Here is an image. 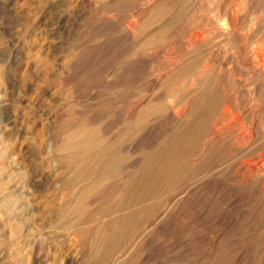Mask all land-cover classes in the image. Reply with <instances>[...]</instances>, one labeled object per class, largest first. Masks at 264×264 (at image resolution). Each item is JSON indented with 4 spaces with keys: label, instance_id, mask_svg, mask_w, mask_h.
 <instances>
[{
    "label": "rangeland",
    "instance_id": "374dc122",
    "mask_svg": "<svg viewBox=\"0 0 264 264\" xmlns=\"http://www.w3.org/2000/svg\"><path fill=\"white\" fill-rule=\"evenodd\" d=\"M228 1L229 7L226 5ZM247 1L0 0V197L10 195L3 200L4 203L7 201L5 204L2 200L0 203V249L5 248L2 249L7 256L5 264H16L20 259V246L41 245L44 249H35V256H41L37 259L39 264H63L59 254L62 252L69 254L71 264H92L83 257L85 250L78 243L77 236L68 230L60 229V232L54 225L55 217L61 213L57 207L63 201L62 195L53 188H57L60 174L56 169L61 164L58 158L63 154L56 149L70 127L67 124L79 116H87L98 125L111 123L115 116L124 118L141 95H148L167 82V88L170 85L176 87L175 108L208 87L225 95L228 83L223 77L221 79L224 61L220 55L227 50L228 44L229 48L236 46L243 37L249 38L250 32L251 36L257 34L250 39L259 43L264 58V0H250L252 6L246 4ZM232 4L237 11L233 12ZM156 13L155 19H151L150 16ZM219 18L225 21H222L224 24ZM230 21L235 22L231 24ZM244 21L250 23L247 25ZM217 24L221 34L215 30ZM233 25L234 29L238 25V30L235 31ZM250 26L256 29H250ZM150 33L151 37H148ZM152 33L156 34L155 37ZM147 34L148 38L155 39L148 41ZM195 37L205 38L200 41L203 46L192 45ZM194 57L200 59L191 73L176 74L186 60ZM202 62L206 69L201 77ZM237 69L241 77L243 71ZM246 78L243 83H247L248 88L249 84L256 87L257 80ZM259 82L262 81L257 84ZM117 86H123L130 95H118ZM238 96L241 108L246 110L243 108L248 101L246 91L243 89ZM183 116L178 121L168 116L161 123L162 130L168 133ZM246 117V114L241 117L244 124H249L248 128L255 125L252 134H261L264 140V122L256 126L255 120L252 125L248 121L250 118ZM214 120L210 121V130L206 134H213ZM220 126L218 123L217 127ZM148 128L152 129L148 133L150 139L158 129V123L154 121ZM144 135L143 132L136 133L135 140H142ZM206 138L203 140L208 141ZM226 140L223 144L218 143L220 147L208 146L207 141H201L198 154L184 161L182 185L195 180L209 184L195 186L194 192L183 203L174 206L168 215L157 219L149 232L140 234L143 228H137L132 243L130 240L126 246L129 253L122 264H264V190L262 194L261 185L253 181L239 182L236 174L243 159L254 161L261 158L264 141L234 147ZM215 148L226 153L220 159L207 161L203 173L208 176L206 181L202 179L203 174L196 175L195 180L190 179L189 173L195 172L190 167H195L196 155L209 158ZM215 166L222 169L218 179L212 175L214 169L217 170ZM32 169L36 170L35 175L30 173ZM19 185L23 188L22 195ZM10 204H13L12 208ZM86 208L84 204L81 212L84 213ZM34 238L39 240L38 243ZM44 252H48L45 259L42 258Z\"/></svg>",
    "mask_w": 264,
    "mask_h": 264
},
{
    "label": "bare ground",
    "instance_id": "6f19581e",
    "mask_svg": "<svg viewBox=\"0 0 264 264\" xmlns=\"http://www.w3.org/2000/svg\"><path fill=\"white\" fill-rule=\"evenodd\" d=\"M248 3L249 5H251L250 0L246 2V4ZM229 4L230 2L227 3L226 5H228L229 7ZM254 4L253 6H255ZM239 5H241V3H239ZM222 7L223 6H221V8ZM230 7L232 8L233 4ZM237 10L235 9L233 12ZM229 11L227 10V13ZM149 15H151V12ZM155 15H157V13L152 14L150 18L151 19L152 17L154 18ZM164 15L165 13L163 14V16ZM229 15L232 16L230 12ZM243 15L244 14H242L241 17ZM251 15H255V13L254 14L252 13ZM224 16H226V14ZM253 19H254L253 21L256 20L255 18ZM219 20L221 19L219 18ZM227 20L226 22H229ZM235 20H237V17L235 18ZM242 20L243 19L241 18V21ZM244 20L246 21V18H244ZM222 21L223 20H221V23ZM232 22L231 24H233L235 21L233 23ZM217 23L219 24V21ZM218 24L215 28V30L217 31H218L217 29ZM237 26L238 25H236L235 27L237 28ZM252 26H250V29ZM231 27H233L234 29V25ZM226 28L228 29V27ZM158 29H160V27L157 28V30ZM233 29L231 28V30ZM254 29L256 28H253V30ZM246 30L244 28V31ZM224 31L225 28L223 32ZM250 31L251 30H249V32ZM253 33L255 32L253 31ZM195 34L196 33H194V35ZM219 34L221 33L219 32ZM152 35L155 37L156 34L154 35L152 33ZM253 35L255 36L257 34H253ZM145 36L147 37L148 34ZM236 36H237L236 33H234L233 37L236 38ZM252 36L250 32V37ZM148 37H151V33L150 36ZM148 37L146 38L148 41L155 39V38L150 39ZM196 37L192 45L196 44L203 46L204 43H200V41L205 40V38L197 39ZM250 37L249 38L243 37L242 41L241 39L240 41L237 40L239 43L236 46L233 45L230 48L228 44V48H226L227 50L226 51L224 50L225 52L223 51V54L220 55L222 57L221 59L222 62L224 61V67L223 66L221 67L222 68L221 79L223 77V81L225 79L226 82L228 83L227 84L228 91L226 90L227 93L225 92L226 93L225 95H220V93L215 92L216 90L213 91L214 90L213 88L212 90L210 87L207 86L211 90H208V88L204 90L202 89L197 95L189 99V101L186 100L187 102L185 101L181 107L179 106L175 108L174 107L175 100L173 99V96L176 95L177 93L176 87L175 85H173L174 87H171L170 85V88H167L168 87L167 84L168 82H167L166 83L167 87L165 84H163L165 85V87L162 85L156 91L154 92L152 91V93L148 95L146 94L141 95L138 98V100L135 102L136 103L135 106L132 107L129 106L130 108L127 110V113H125L124 118H121L120 116L118 117L115 116V120H113L111 123L110 122L109 124L102 123L98 125L97 123H95L94 120L90 121V119L87 116H82V117L79 116L77 119L72 121L71 124L70 123L67 124L70 127L67 128L68 130L66 135L63 137L62 142L60 143L59 146H57L56 149V151L62 152L63 154L60 156V158H58L61 164L59 168L56 169L58 171V174H60L56 182V184L58 183L57 188L56 186H54L53 188L57 189V192H59L62 195L61 200L63 201L60 204V206L57 207V209L61 213L60 215L55 217L54 225L57 228H59V231L60 229H62V231L68 230L72 232L73 235L77 236L78 243H80L81 248L85 250V252L83 251L84 254L83 253L82 254L83 257L86 258V260L87 259L91 260L92 264H122L123 262L121 263V261L129 253L128 252L129 248L126 246H128V243L133 238L134 231L137 228L140 227L143 228L141 231L142 233L140 234L149 232L153 227H155V221L159 218H163L166 215H168L170 211L174 209L173 208L174 206H177L178 203L185 200V198H187L190 194L194 192L195 186L202 184L205 185L209 184V182H203V181H201L203 183L200 182L201 183L200 184L196 182L194 178L196 175H200L204 173L206 168L205 164H207V161L209 159L211 161L220 159L221 156L226 153V152L224 153V151L227 149H225L224 147L223 148L225 150L223 151L219 148L220 149L219 152V149L218 151H216L217 146H215L216 147L215 151L211 153V156L209 158L206 157V155H204L203 157L201 155L200 156L196 155L197 156V159L195 161L196 165L195 167L192 166L194 168L190 167V169H193V171L195 172L194 174L193 172L189 173V178L192 180L194 179L195 180L194 183L191 181L190 183L185 182L186 184L182 185L180 182L181 179L183 180V177L185 175L184 172L185 168L184 166L183 168L181 167L182 164L184 163V161L188 159V157L190 158L191 156L197 153V150L201 145V141H207V140H203V138L205 139L206 137L211 136L209 138H206L208 139L207 141L208 146L209 144L212 146L218 145V143H222L226 139L229 141V144L231 146L233 145L234 147H238V144H241L239 146H243L244 144L247 143L248 145L249 143L253 145L256 142L261 143L262 141H264L262 140L263 137L261 138L260 136L261 134L259 136L257 135L255 136L252 134V131L254 129L253 127L255 125L252 127L253 129L251 127L248 128L247 126L249 124L246 126V124H244L241 118L244 117V114H246L247 117L250 118L248 119L246 117L250 124L254 123L253 121L256 120L255 121L256 126L264 122L263 121L264 119V98H263L264 97V58H263L262 48L260 47L259 43H257V41H254L253 38H252L253 40L250 39ZM229 41H232V39L231 40L229 39ZM188 42H191V40L187 41V43ZM142 44L144 43L142 42ZM218 45L216 46V48L218 47ZM221 46L224 47L223 45ZM196 47L197 46H195V49L197 50L198 47L197 48ZM190 49H192V46ZM202 49H204V47H202ZM196 50H192V51H196ZM200 50L201 47L199 48V51ZM205 55H207V53L206 54L204 53V56ZM196 56H198V53ZM199 57L202 58V55L200 56V53H199ZM194 58L195 59L186 60V62L183 65L181 64L182 66L179 70H177L178 72H176V74L178 73V75H184V74L188 75L191 69L194 68L196 64L199 63L198 61L200 58L199 59L198 57H194ZM222 62L220 63L221 65ZM202 63L203 66H201L199 70V75L201 77L203 76L206 69V66H204V62ZM205 65L207 64L205 63ZM237 68L240 69V71H243L241 72V77H239L240 72L238 74V72L236 71ZM175 76L173 77L175 78ZM217 76L219 77V75ZM246 76L251 77V79L254 78V80L257 81L261 80L263 82V83L259 82L257 84L256 81V87L258 88V90H255L256 87L255 86L253 87V85L251 86V84H249L250 87L248 88L247 83H243L244 81L243 79H245ZM161 84L162 83H160V85ZM243 89L246 91L248 95V98H246V100L248 99V101L246 104L243 105V108L245 107L247 108L246 110H243L241 108L242 104L241 102H239L240 98L238 96L239 94L241 95ZM116 93H118V95H120L121 97H123L124 94L130 95V93H127V91L123 86L122 87L117 86ZM189 93L186 94L188 95ZM220 107L221 110L219 111ZM181 115H184L183 119H181L178 123H175L176 125L174 124L173 128L168 133L162 130L161 123L164 119H167V117L169 116L171 120L175 121L179 119ZM212 118L215 120H214V124L212 125L213 134L210 135L206 133H208L207 131L210 130L209 123L212 120ZM227 118H229L228 119L229 122H225ZM102 119L104 120V118ZM154 121L158 123V129L155 135L153 136V138L149 139L148 133H150L152 129H149L148 125ZM218 123H220L221 125L220 127H217ZM138 132L145 133L144 135L145 139L143 138L140 141H136L135 134ZM110 133H112L113 135H111ZM259 139L261 141H258ZM220 145L218 146L220 147ZM203 148L201 151H203L204 153L206 147L204 148V150ZM210 149H213V147ZM56 151L54 150V152ZM207 155L209 156V154ZM260 157H261L260 159L254 161L252 159L251 161L248 158H247L248 160L245 161L243 159V161L239 162L238 167L236 165L233 166L235 168L237 167L236 174L238 176L239 182L245 183V181H253L256 184H260L261 185L260 189L262 190V192L261 191L260 192L263 194L264 154L261 155ZM232 159L233 158H231V160ZM226 160H229V158ZM219 163L221 164V161ZM209 166L211 167L212 165ZM222 168L224 169V167ZM214 170L215 172L213 174L211 173L212 175H215L214 177H216L217 175L219 176L222 172L221 167L220 169L217 168V170L216 169ZM214 170H212V172ZM30 173L32 175H35V173L37 172L35 169H32L30 170ZM218 176L217 178L214 179H218ZM207 177H208L207 175H204L202 176V179L205 180ZM211 179L212 177L210 178V180ZM19 186H20V195H22L23 188L21 187V185ZM16 188L17 186H15V189ZM12 195H14V193ZM164 195L166 196L165 199L162 198L164 197ZM2 197H0V203L1 200L2 202L3 200L5 201V197L4 196ZM5 203L3 202V204ZM13 204L12 206L10 204L11 208L13 207ZM84 204L85 207L87 206L86 211L84 212L85 214L81 212L84 208ZM91 205H93L92 208H90ZM16 209L15 211L18 212L19 209L18 210ZM20 234H21V227H20ZM34 239H35V243L36 242L38 243L39 240H37V238ZM2 249H0V264H5L7 256ZM35 249L42 250L44 248L42 245L20 246V253H19L20 259H18L16 264H39L38 260L40 259L41 256H35ZM43 254L44 256H42V258L44 257L45 259L48 257V252L46 253L44 252ZM59 254L61 261H63V264H71L70 262L71 258L68 253L62 252ZM10 263L12 262H9V264ZM54 263L52 262L51 264Z\"/></svg>",
    "mask_w": 264,
    "mask_h": 264
}]
</instances>
